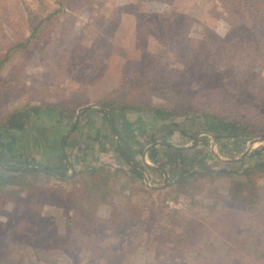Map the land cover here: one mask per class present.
I'll list each match as a JSON object with an SVG mask.
<instances>
[{
  "label": "rangeland",
  "instance_id": "1",
  "mask_svg": "<svg viewBox=\"0 0 264 264\" xmlns=\"http://www.w3.org/2000/svg\"><path fill=\"white\" fill-rule=\"evenodd\" d=\"M262 26L264 0H0V60L33 32L0 70V175L17 168L40 173L11 179L15 184L1 193L0 264H90L91 254L105 264L102 252L123 248L127 253L109 264H264V212L238 210L234 199L264 196L263 176L254 174L243 189L235 185L245 181L237 173L194 180L187 193L173 185L188 172H241L264 160L263 147L255 153L264 145ZM111 98L188 110L166 120L122 110L156 119L147 124L152 142L188 146L172 178L153 185L131 171V161L90 160L62 172L33 164L30 137L51 120L48 110L68 116L62 146L65 159L66 152L75 158L79 148L65 144L77 109L87 106L82 111L93 108L111 120L118 109L101 105ZM202 110L232 116L251 134L216 139L205 130ZM157 159L147 164L171 165L169 155ZM34 212L55 224V239L45 243L20 231L18 223ZM115 225L108 239L92 227ZM179 239L175 260L168 252Z\"/></svg>",
  "mask_w": 264,
  "mask_h": 264
},
{
  "label": "crops",
  "instance_id": "2",
  "mask_svg": "<svg viewBox=\"0 0 264 264\" xmlns=\"http://www.w3.org/2000/svg\"><path fill=\"white\" fill-rule=\"evenodd\" d=\"M53 112L49 110L46 112L51 116V120H48L47 124L42 123L40 130L37 129V133L30 137L31 145L37 147V150L32 152L30 159L34 160V165L53 164V166H58V171H66L70 169L71 165L77 163L82 165L89 163L90 160L95 165L110 163L116 166L120 162L128 164L131 161L136 164L135 168L140 171L143 179L148 177L153 185H159L161 177L168 179L172 178V174L175 175L176 167L174 166L178 163V158L182 156L179 152L190 150L184 144L171 145L162 142L159 145L152 142L151 132H147V124L152 125L151 120L156 119L147 117L145 113L118 110L111 112V120H102V114L91 108L80 112L78 123L65 144L66 147L68 145L79 148L81 152L76 151L75 158L66 152L67 158L65 159L62 140L68 116L63 117L58 112L55 114ZM147 120L150 121L147 122ZM157 125L159 127L160 124ZM24 132L23 128L20 129V134ZM165 133L164 136L167 139L169 133L167 130ZM38 147L42 148L39 150ZM162 155H169L172 158L171 165L166 170L154 164H147L148 161L153 163L156 161L155 163L160 164L157 158H161Z\"/></svg>",
  "mask_w": 264,
  "mask_h": 264
},
{
  "label": "trees",
  "instance_id": "3",
  "mask_svg": "<svg viewBox=\"0 0 264 264\" xmlns=\"http://www.w3.org/2000/svg\"><path fill=\"white\" fill-rule=\"evenodd\" d=\"M32 35H33V32L31 33V36H29L25 41L16 42L14 45L8 48L7 53L4 55L3 59L0 60V70H1V66L4 63V61L9 57L10 53L14 49H25L27 47L29 43V39L30 37H32ZM0 80H1V77H0ZM244 80L247 81L248 85H250V76L245 77ZM101 105L105 108H108L109 111H112L115 109H118V110L132 109L136 111H152L156 115H158L161 119H164V120L170 119L175 116H182V115L184 116L188 113L187 109L179 110L177 108L174 109V108H169V107H160V106H155L152 104L149 105L147 102H145V104L143 103H139V104H134V103L128 104L127 103L126 104V103L120 102L112 98L101 102ZM200 114L202 118L204 119L205 130L211 132L216 139H221V138H226V137H236L238 135H245L248 137L251 134V132L248 131L246 126L241 125V122H239L236 118L232 116L226 117L224 115H221L219 113H214L209 110H202L200 111ZM259 133L261 134V136L264 137V131H260ZM262 147L264 148V145L261 146L258 150H256L255 153L256 152L259 153V150H261ZM111 169H113L112 172L114 173L119 171L116 168H111ZM130 169L137 176L140 175V171H138L135 167L132 166ZM7 171L11 173V176L0 175V209L2 208V205L4 204L3 195L1 193L8 192L10 188L7 186L15 184L14 181L11 183V179L15 177L26 178L27 176L36 178L40 174L36 170H25V169L17 170L15 169V170H7ZM235 173L245 178V181L238 180L235 182V185L237 188L243 189L245 185L247 186L245 182L250 183V181L253 178H255L254 174H259L264 177V160L257 162L252 166L246 167L241 172H235L233 170H225V169H221L217 171H208V172H197V171L188 172L185 174H181L174 181L173 185L175 187L181 188L182 189L181 191L187 193L190 187L194 188V183H193L194 180H197L200 178H207V177L212 178L214 180L217 177L232 176ZM44 177L48 178V176L46 175ZM26 188L28 189V186ZM144 189L145 191H147V193H153V192L160 193V191L150 190L149 188H146V187H144ZM34 193L38 195V193L35 191L30 192L31 195H34ZM234 199H235V203L237 204L238 210L248 209L249 212L251 213H254L257 210L264 212V196L261 194H257V195H247L246 193H243L241 195L236 194L234 196ZM216 203L217 202H213V204H216ZM222 206L223 207L226 206V203H223ZM117 219H118V223H120V221L122 222L120 218H117ZM48 220L49 219L46 216H41L39 212H34V213H30L28 217H23L22 220L18 224L20 225L19 228H20V231L23 232V234H27L29 236L34 235L35 237L37 235L38 239H41L45 243H47L48 241H51L55 235L53 231L54 229L53 225L55 224H52V223L50 224ZM47 221L48 223H46ZM88 221L90 220L84 219L82 220V223L85 224ZM158 223H160V221ZM116 226L117 225L105 226L104 228L99 226V227H96V229L94 226L92 227L95 230V232L103 230L102 232V234H104L103 239H108L110 237H114L113 231H115ZM176 237L182 238L183 232L177 233ZM60 238L64 240V235L63 234L60 235L58 239ZM179 241L180 239L177 241V243L175 242V244L173 245V248H170L171 250L170 252H168L172 254L171 257L175 258V260H177L179 256L177 255L178 254L177 252L174 253L173 251L180 249L182 246V244ZM126 251L127 250L125 248H123L122 252H118V253L116 252L109 253L108 251L105 250L104 253L102 252V255L104 257V263L109 264L110 259L113 256L116 257L117 254L125 253ZM76 252L79 253V250H76ZM93 256L94 255L92 254H91V257L89 256V260L91 261L90 264H98L99 260L97 259V257H93Z\"/></svg>",
  "mask_w": 264,
  "mask_h": 264
},
{
  "label": "water",
  "instance_id": "4",
  "mask_svg": "<svg viewBox=\"0 0 264 264\" xmlns=\"http://www.w3.org/2000/svg\"><path fill=\"white\" fill-rule=\"evenodd\" d=\"M85 107H87V106H82V107H79V108L77 109V112H76V115H75V120H74V125H73V126L76 125V123H77V119H78V116H79L80 112H81ZM104 110L106 111V113L108 114V117L110 118L109 111H108L107 109H104ZM211 137H212L213 139H215V138L213 137V135H211ZM231 163H232V160H229V162H227L226 164L229 165V164H231ZM28 168L37 169V168H34V167H28ZM17 169H21V168H17Z\"/></svg>",
  "mask_w": 264,
  "mask_h": 264
}]
</instances>
